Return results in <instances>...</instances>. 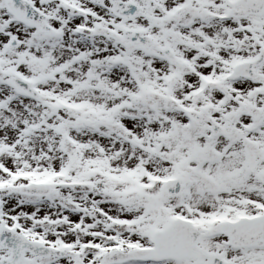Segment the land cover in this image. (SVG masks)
<instances>
[{
  "label": "snow or ice",
  "instance_id": "obj_1",
  "mask_svg": "<svg viewBox=\"0 0 264 264\" xmlns=\"http://www.w3.org/2000/svg\"><path fill=\"white\" fill-rule=\"evenodd\" d=\"M0 264H264V0H0Z\"/></svg>",
  "mask_w": 264,
  "mask_h": 264
}]
</instances>
